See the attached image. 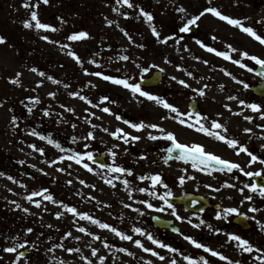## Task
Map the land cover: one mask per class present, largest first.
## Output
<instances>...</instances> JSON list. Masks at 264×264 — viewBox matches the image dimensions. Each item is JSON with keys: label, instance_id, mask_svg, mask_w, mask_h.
Returning <instances> with one entry per match:
<instances>
[{"label": "rangeland", "instance_id": "rangeland-1", "mask_svg": "<svg viewBox=\"0 0 264 264\" xmlns=\"http://www.w3.org/2000/svg\"><path fill=\"white\" fill-rule=\"evenodd\" d=\"M29 2L35 3L36 0H29ZM24 3L25 0H0V36L5 38V43L0 44V99L3 100V106H0V172L5 174L0 176V264H13L15 259V254L4 252V248L26 240L31 243L25 248L28 250L26 257L22 258L18 264H26V262L27 264H60L61 261L63 264H87L84 257L91 259L93 264H100L96 257L91 256L89 245L99 250L98 256L106 257L104 264H147L148 261H152V264H168L171 258H175L178 264H187L177 253L160 249L146 241L144 237L136 236L131 231L133 225L146 229L156 239L179 249L185 255L194 258L205 256L212 261V264H226L217 258L209 257V254L203 252L202 249H196L179 234L158 233L151 225V215L172 219L184 235L187 233L195 239L198 234L203 235L201 243L224 253L234 261L241 260L242 264H258L252 259L258 253H244L236 247L235 242L225 243L227 240L225 235L213 234L206 225H201L199 228L193 225L203 219L214 228H221L224 233L239 234L260 248H264V234L254 233V230L243 233L235 228L231 221L227 224L224 220H216V215L212 211L193 215L181 208H175L179 216L192 220L193 223L190 225L187 220H177L170 214V210L158 212L147 209L136 202L147 199L157 207H165L154 197L135 191L136 187L141 186L149 187L151 190L150 181H141L140 175L159 172L162 173V177L176 178L185 175L186 172L179 170L176 164L163 165L161 160L155 159L156 155H160L166 140L161 138L151 141L147 139V132L152 131L156 135H161L160 133L153 129L136 132L124 124V120L132 123L140 121L157 123L166 131L176 133L181 142L210 141L211 138L179 125L172 119H161L166 114L171 115L167 109L157 106L146 98H134L122 86L104 81L100 77L87 75L84 68H87L89 72L100 71L118 78L128 75L138 78L139 70L135 63L149 68L145 76L150 75L154 70L159 71L151 67L158 65L159 68L164 69L161 72V80L154 87H145L146 90L163 97L183 112H188L187 101L194 99L202 107V115L218 120L227 126V135L240 134L246 141L250 139L264 141V138H261L264 136V130L257 127V125H264V119H260L258 113L239 105L238 101L226 99L227 96L234 95L247 103L264 106V102L253 96L250 91V87L257 84L260 79L254 72L250 73L232 64L229 60L207 52L195 41L200 40L219 51L229 52L227 45L231 44L240 52L247 51L261 58H264V45L243 33L239 28L211 14L202 17L189 33H179L178 29L183 23L180 17L183 14L175 9L183 6L190 17L208 6L206 0H174V3H170L169 0H133L134 4L152 13L153 24L162 37L174 33L184 36L179 45L171 40L167 44L158 43L144 18H136L139 9H128L122 4H116V0H49L47 5L41 3L36 9L38 18L42 23L58 29L55 32L25 28L23 22L30 19L31 9L25 8ZM212 4L224 14L240 19L245 26H251L257 34L264 36V23H256L264 19V0H235V2L234 0H212ZM116 8H119L120 12L114 11ZM122 12H128L129 18L125 19ZM106 18L113 21L111 26L107 24ZM121 29L127 31L137 44L143 43L145 47L141 49L131 44ZM80 31L89 33V37L78 41L66 39L68 35ZM44 35L60 43H49L41 39ZM213 36L217 39L213 40ZM62 44L70 45V49H62L60 46ZM69 50L81 57L84 61L83 67L67 55ZM230 54L234 58H241L237 53L230 52ZM122 55H128L131 60H119V56ZM92 59H95L100 66L97 67L88 62ZM204 60H208L209 63L204 64ZM244 62L254 69L257 66L251 60L244 59ZM32 68L38 71L33 72ZM221 69L231 72L237 79L243 80L248 87L245 88L243 84L233 81ZM39 71L45 72L62 83H52L39 76ZM187 72H192L193 75L188 76ZM17 73L21 75L17 77ZM173 75L186 80L193 88H199L204 84L209 85L205 89L206 95L199 97L191 89L183 88L170 79ZM9 77L18 78L20 83L18 85L9 83ZM201 77L204 79H200ZM41 80L44 82L39 85L38 82ZM65 84L69 87L65 88ZM71 91L80 92L93 103H100L99 98L107 95L110 99L102 107H109L112 113L118 114L121 119L117 120L114 115L103 113L99 108H93L85 101L69 96L68 93ZM49 92L56 93L55 98L49 96ZM30 97H38L39 103H34L29 99ZM61 104L75 109V113L65 111L60 107ZM225 104L230 105L231 110L226 109ZM29 107L33 109L31 113L27 110ZM86 108L89 111H85ZM44 110L50 111L51 115L44 116ZM90 112L96 113V116H90ZM238 112H242V115H237ZM59 114H62V117ZM13 116L17 118L15 125L11 122ZM244 116H252L253 121H246ZM96 117H102V119ZM86 118L92 123H87ZM62 119L68 122L64 123ZM226 119H228L227 123L223 121ZM73 123L77 125L76 128L71 127ZM93 124L98 127L93 128ZM104 128H108L109 132L103 131ZM117 128H123L132 135H140L142 139L129 144H124L118 139L112 140L109 133ZM244 128H251L253 131L245 133ZM33 130L39 136L31 135ZM89 131L94 133L95 139H82ZM39 137L52 138L60 144L61 148H55L47 143V139L42 140ZM74 137L80 139L74 141ZM30 144L44 148L45 154L42 156L35 152L29 147ZM85 144L88 145L87 148L84 147ZM116 144L120 147L114 148ZM125 148L128 149L127 154L124 153ZM109 149L118 153L116 163L131 169L133 173L132 176L125 173L121 176V180H114L113 184L116 187L104 182L103 177L107 176L106 169H101L89 161L86 162L93 167V172H88L82 165H77L74 161L67 159L62 162L58 161L51 167L45 163L59 156L67 157L76 151H91L94 155L103 153L106 164H111L112 157L109 155ZM142 153L148 155L147 160L139 159ZM69 164L71 167H68ZM57 168H65L66 171L60 172ZM40 169L49 175H44ZM195 175V179L199 180L200 184L195 186L193 180H187L184 186L180 187V191H184L182 188L186 187L201 195L213 193L203 187L204 184L211 185L209 179L203 175L198 177L197 174ZM7 176L14 177L18 183L8 180ZM122 179H128L131 182L134 200L128 198V192L121 182ZM69 180L72 181L71 184L68 183ZM80 180H84L85 184H80ZM92 185L95 187H91ZM43 188H47L55 200L76 207L80 212H88L94 218L112 224L121 231L133 235L134 238L141 239L146 246L160 252L166 259L160 261L131 242L122 241L108 230L100 229L88 221L79 220V217H73L59 205L44 201L41 197L33 198L42 201V207L37 208L35 204L26 199V196L32 191H39ZM155 191L162 194V185H157ZM223 193L228 192H220V194ZM213 195L216 196L215 193ZM238 199L239 197H237V202ZM16 204L21 207L17 208ZM124 204H132L133 208H139L145 214L141 216L131 208L124 207ZM233 207L238 208L242 213L247 212L249 217L255 216L256 219H252L254 222L257 220L264 222V207L256 213L249 211L250 202L245 203L244 207H238L237 204ZM24 208H28L29 212H24ZM57 212H64V215L57 219L55 215ZM74 222H78L79 226H84L92 233L99 235L101 240L106 239L112 247L105 248L101 240L80 233ZM27 228H32L33 231L27 233ZM68 232H71L72 236L65 238ZM76 236L81 239H74L73 237ZM57 244H63L64 248H79L80 251L68 253L63 248L54 247ZM50 248L53 251L50 252ZM120 248H127L134 255L129 256L127 253L118 251ZM21 250L18 249V251Z\"/></svg>", "mask_w": 264, "mask_h": 264}, {"label": "snow or ice", "instance_id": "snow-or-ice-1", "mask_svg": "<svg viewBox=\"0 0 264 264\" xmlns=\"http://www.w3.org/2000/svg\"><path fill=\"white\" fill-rule=\"evenodd\" d=\"M170 3H174V0H169ZM207 5L204 7L201 11H199L197 14H193L189 17L187 13V9H185L183 6L177 7L175 10L183 15H181L180 19L183 21L182 25L179 27L178 32L179 33H189L192 30L193 26L197 25V22L204 17L206 14H211L214 17L227 22L229 25L233 27L239 28L243 33H246L250 37L254 38V40L258 41L261 45H264V36H261L257 34V31L254 30L251 26H245L240 19H235L232 18L226 14H224L222 11H220L217 7L213 6L212 0H206ZM43 3L47 5L49 3V0H36L35 3H30L29 0H25L24 7L31 9L30 11V19L25 20L23 22V26L28 29L35 28L37 30L43 29V30H50V31H57L54 26L49 25L47 23H42L40 19L38 18V13L36 9H38L39 5ZM116 4L124 5L128 9H136L138 8L139 11L137 13L136 18L139 19L140 17L144 18V21L148 24L151 33L153 37L156 39V41L160 44H167L170 40L174 41L176 45H179L180 42L184 39V36L182 35H177V34H171V35H166V36H161L160 31L157 30L156 26L153 24L154 17L151 12L145 11L143 7H140L139 5H136L133 3V0H116ZM114 11L120 12L119 8L114 9ZM125 19L129 18V13L128 12H122L121 13ZM62 19V18H61ZM107 20V18H106ZM63 22V21H62ZM256 23L261 24L264 23V19L257 21ZM107 24L111 26L113 24V21L107 20ZM123 31V34L125 37H127L128 41L135 45L138 48L143 49L145 45L143 43L137 44L136 41L132 38V36L127 32ZM89 37V33L85 31H80L76 33H72L66 37L68 41H78L82 39H86ZM41 39L49 42V43H56L59 44V41H53L50 39L49 36L44 35L41 37ZM213 40L217 39L216 36L212 37ZM201 48L205 49L209 53H214L218 57H222L225 60H229L232 62V64L238 66L241 69H246L248 72H254V68L250 67L247 63L244 62V59L254 61L255 64L261 66V68H264V58H261L256 55H251L247 51L240 52L238 49L234 48L231 44L227 45V48L230 50L231 53H237L239 57L241 58H234L229 51H219L215 47H211L206 45L203 41L196 40L195 41ZM5 43V38L3 36H0V44ZM62 49H70V45L68 44H62L60 45ZM67 55L72 57L77 64H80L83 67L84 61L81 59L79 55H77L74 51L69 50L67 52ZM196 59H200L199 57H196ZM119 60L121 61H130L131 58L128 55H122L119 56ZM91 64L97 65L99 67L100 65L95 59L89 60L88 61ZM135 63V61H132ZM169 62V61H166ZM204 64H208V60L203 61ZM136 68L139 70V77L135 78L132 77L131 75L125 76L123 78H118L114 77L112 75H106L103 72L100 71H94V72H89L87 68H84V72L87 75H92L96 77L102 78L104 81L111 82L114 85L122 86L124 89L128 90L134 98L139 99V97L146 98L148 101L154 102L157 106H161L164 109L168 110V113L171 115H164L161 117L163 120L167 119H172L173 121H176L179 125L185 126L189 129H192L198 133H202L207 137L213 138L216 141L223 142L227 147L233 149L236 153V155H240L241 153L246 154L250 159L247 161V164L245 167H251L253 164L259 163L260 165H264V158L257 156L253 154L252 151L249 150V148L240 143L239 140H237L234 137H231L227 135L228 129L227 126L220 123L218 120L215 119H209V117L202 115L199 111H188V112H183L181 111L177 106H175L172 103H169L166 99L163 97L156 95L148 90H146L145 87L142 86V82L145 80V74L149 71L148 67H144L140 65L139 63H135ZM151 67L158 69L160 72H163V68H159L158 65H152ZM179 69V66H177ZM31 71L37 72L38 70L36 68H32ZM119 71V69H117ZM222 72H224L225 75L230 76L233 81H236L239 84H243L245 88L248 87V85L243 81L237 79L235 75H233L231 72L227 71L226 69H221ZM39 76L44 77L45 79L51 81L54 84H60L62 83L61 81L56 80L54 77L47 75L43 71L38 72ZM21 75L20 73H17L16 76L19 77ZM188 76H192V72H187ZM257 76L264 78V71L256 73ZM172 81H175L177 84L182 86L185 89H191L193 93H195L199 97H204L206 95L205 89L209 87V85L204 84L199 88H193L191 84H189L186 80L184 79H179L177 76L173 75L170 77ZM200 79H204V77H201ZM9 83L12 84H19L20 81L18 78H13L9 77L8 78ZM43 80L39 81L38 84L42 85ZM91 83V82H89ZM199 83V81H197ZM65 88H68L69 85H64ZM92 87H96V85H92ZM49 96L55 98L56 93L54 92H49ZM69 96L73 98H78L81 101H85L87 104L91 105L93 108H99L100 111L103 113H107L110 115H114L117 120H120L121 117L116 114L112 113L111 109L107 106H103L105 102L109 101V97L107 95L101 96L99 98L100 103H93L92 100L88 99V97L81 95L80 92L77 91H71L68 93ZM29 99L33 100L34 103H39V98L38 97H30ZM227 100L229 101H238L239 105L245 106L248 109H250L254 113H258L260 116V119H264V106L257 104V103H247L243 99H239L237 96L234 95H229L226 97ZM23 103V101H21ZM0 106H3V100L0 99ZM61 108H63L65 111L69 113H75V109L71 107H66L65 105L61 104ZM224 107L226 109L231 110V106L228 104H225ZM28 112H32V108L29 107ZM85 111H89V109H85ZM44 116H49L51 115L50 111L44 110L43 112ZM237 115H242V112L236 113ZM62 117V114H59ZM222 115V114H218ZM90 116H96V113L90 112ZM187 117V119L185 118ZM97 119H102V117H96ZM16 117H12V123L15 125L16 122ZM244 119L246 121L252 122L253 117L252 116H244ZM194 121V122H193ZM62 122L67 123L68 121L63 120ZM86 122L91 124L92 121L90 119L86 118ZM124 124L128 125L129 128L135 130L136 132H143L147 129H153L156 130L158 133L161 135H156L153 134L152 131L147 132V139L151 141H157L161 138L165 139L166 141L170 142V146L166 148L165 150V155L161 156V160L165 165L169 164L170 160H175V161H183L185 164H188L189 161L191 162V167L193 169H197L201 172H207L209 175L213 170H217L220 172H228L231 173L233 170H238L241 172L244 176L249 177V178H254V177H264V169L256 170V171H245V167H242L240 163L230 161L228 159H224L219 155L214 154L213 152L206 151L205 146L200 144V143H183L181 142L178 138L176 133L172 131H166L161 125L157 123H148L145 121H140L137 123H132L128 120L123 121ZM72 128H76V124H71ZM93 128L98 127V125L93 124ZM258 128H261L264 130V125H257ZM103 131L109 132L108 128H104ZM243 131L245 133H252L251 128H244ZM33 136H39L37 132L34 130L31 131L30 133ZM111 136L115 137L118 140H122L124 144H129L130 142L135 143L137 141H140L142 137L140 135H132L130 132H126L123 128H117L115 131L109 133ZM40 139H47V143L49 145H53L55 148H61L60 144L57 143L55 140L52 138H45V137H39ZM261 138H264L262 136ZM80 138L74 137L73 140L76 141ZM82 139L84 140H90V139H95L94 133L92 131H89L86 136H84ZM29 147H31L35 152L40 153L42 156L45 154V149L37 146L36 144H30ZM85 148L88 147L87 144L84 145ZM114 148H119V144H116L113 146ZM261 149H264V144L261 145ZM63 151V149H61ZM128 149H124V153L127 154ZM176 154L175 156L173 154ZM109 155L112 157V163L111 164H100L99 167L101 169H106L107 170V176L103 177L104 182L112 187H116L115 184H113L114 180H121V176L123 174H127L128 176H132V170L129 168H126L120 164L116 163V157L118 153L116 151H113L112 149H109ZM65 159L69 161H74L75 164L77 165H82L84 169H86L88 172H93L94 169L92 166L89 165L86 161H92L93 164L96 163V156L91 152H79L76 151L74 153L69 154L67 157L65 156H59L56 159H52L50 161H45V163L48 164L49 167L56 165L59 162L64 161ZM140 160H147L148 155L146 153H142L139 156ZM20 163H24V161H20ZM153 163H156V161H153ZM32 167H35V165H32ZM68 167H71L69 164ZM40 171L44 175H49V173L44 172L43 169H40ZM57 171L64 172L66 171L65 168H57ZM184 172H187V169L183 170ZM70 174V173H69ZM5 174L3 172H0V176H4ZM8 180L13 181V183H18V181L15 180L14 177L12 176H7ZM139 179L141 181L148 180L150 181V187H136L135 191L143 194L150 195L154 197L155 199L159 200L160 202L163 203L165 207H157L154 203L148 201L147 199H141L139 201H136L139 204L144 205L147 209H153L158 212H165L170 210V214L174 216L177 220H187L188 224H192V220L187 218V217H182L179 216L176 212L175 206L170 203L169 198L173 195L172 191L169 190V185L167 183H164L162 173H155V174H143L139 176ZM179 183L183 185L185 183V180H194V176H185V175H180L178 177ZM236 179H239V177H236ZM80 184H85L84 180L79 181ZM122 184L124 185L125 189L128 192V198L130 200H134L133 196V190L131 187V182L128 179H122ZM69 184L72 183L71 180L68 181ZM157 185H162V187L165 189V191L162 194H158L155 189ZM23 187H26L25 185H22ZM224 187L228 188H237L236 184H229L227 181L224 182ZM91 187H95V185H92ZM205 187L208 188H213L212 185H205ZM248 190L250 193H257L262 199H264V180H262L261 183H244L243 187H239L237 191L243 196V199L241 200V204L245 202H252L253 201V195H243L245 190ZM214 191H220L219 188H214ZM9 191H12L9 189ZM34 197H41L42 200L44 201H51L54 204L59 205L62 207L66 212L71 213L73 217H79V220H84L88 221L92 225L98 226L100 229L103 230H108L110 233L115 234L116 237H118L122 241H128L131 242L134 246L137 248L141 249L145 253H151L152 256L157 257L160 261H164L166 257L164 255H161L160 252L156 251L152 247H148L145 245V243L139 239V238H134L133 235L127 234L124 231H121L120 229L114 227L112 224L103 222L99 219L94 218L92 215H90L88 212H80L76 207L69 206L67 204H64L63 201H57L54 199V197L49 194V190L47 188H43L39 191H32L26 196V199L29 202H32L35 204L37 208L42 207V201L41 200H34ZM93 200L95 197H91ZM231 199V197H229ZM13 203H15L13 201ZM123 203V201H122ZM194 204L197 202H193ZM17 208H20L21 206L19 204H16ZM124 207L126 208H131L134 212L138 213L139 215H144L145 213L141 211L139 208H133L132 204H124ZM24 212H29L28 208L23 209ZM45 211L47 209L45 208ZM200 211L202 212L203 209L201 208ZM249 211L252 213H256L261 211L259 207L256 206H251L249 207ZM57 219L61 218L64 215V212H57L55 213ZM193 215H197L196 213H193ZM235 216H240L243 217L244 219H253L255 220V216L248 217L247 213H242L240 210L236 207H222L220 208L215 216L216 220H224L228 221L229 217H235ZM123 220V217H121ZM77 224V230L80 233H85L86 235L92 236L93 239L96 240H101V237L99 235H96L95 233H92L89 231L87 228L84 226H79L78 222H74ZM256 223L260 226V229L262 232H264V222L261 221H256ZM201 225H206L208 229L211 230L213 234H223L227 237V240L225 243H232L235 242L236 247L244 252V253H258V255H255L252 257L254 261H257L258 264H264V248L257 247L254 245L252 242H250L248 239L243 238L241 235L236 234V233H224L223 229L221 228H214L213 225L207 224V222L203 219H200L199 223L194 224L193 227L199 228ZM51 227V225H49ZM33 231L32 228H27L26 232L31 233ZM132 233H134L138 237H144L146 241L150 242L152 245H156L160 249H166L168 252L171 253H177L182 257L184 261L187 262V264H212V261L205 256H200L199 258H194L193 256L190 255H185L182 253L179 249L172 247L171 245L160 241L154 237V235L147 231L144 228L137 227L133 225L131 227ZM173 231L178 233L183 237L184 240L188 241L191 245H193L196 249H202L203 252L208 253L209 257L217 258L220 261L226 262V264H242L241 260H232L230 257L225 255L224 253L213 249L209 247L208 245L199 242L195 238H193L190 235H184V233L180 232L178 228H173ZM72 233L68 232L65 234V238L71 237ZM76 240H80L81 237L76 236L73 237ZM105 248H110L112 247L109 245L105 240H101ZM31 242L29 241H24L23 243L19 244H14L13 246L6 247L3 249L4 252L7 253H13L15 254V259L13 261V264H18V262L26 257V252L25 251H18V249H25ZM33 247H35L34 244H32ZM54 247H59L63 248L66 252L68 253H78L80 251L79 248H64L63 244H57ZM91 256L96 257L99 261L100 264H104V261L106 257L104 256H98V249L91 247ZM49 251H53L52 248L49 249ZM120 252L127 253L129 256H133L134 253L128 251L127 248H120L118 249ZM83 259L86 260L87 264H93V261L91 259H88L87 257H84ZM27 264V262H26ZM60 264H63L61 261ZM147 264H152V261H148ZM168 264H178L177 260L175 258H171L168 261Z\"/></svg>", "mask_w": 264, "mask_h": 264}, {"label": "flooded vegetation", "instance_id": "flooded-vegetation-1", "mask_svg": "<svg viewBox=\"0 0 264 264\" xmlns=\"http://www.w3.org/2000/svg\"><path fill=\"white\" fill-rule=\"evenodd\" d=\"M234 2H235V0H234ZM256 98L264 102L263 99H261L259 97H256ZM187 109H188V111H190V110L191 111H199L201 114L203 113L202 107L199 106L197 101L194 99H190L187 101ZM223 121H225V123H227L228 119L223 120ZM229 136L236 138L237 140L240 141V143L246 145L249 148V150L253 152V154L264 158V149H261V145L264 144V141H256L255 139H250V141H246V139L241 137L240 134L236 136V135L230 133ZM182 142L183 143H189V144L200 143V144L205 146L206 151L213 152L214 154L219 155L224 159H228L230 161L238 162L241 164L242 167H245V165L247 164V161L250 159V157H248L244 153H241L240 155H236V153L233 149L227 147L223 142L216 141L213 138H211L210 141H182ZM169 146H170L169 141H166L165 143H163V148H162V151L160 152V155L155 156V159L157 161L161 160V156L165 155V150ZM169 163L176 164L179 167V170H181V171H183L184 169H187V172L185 174L186 177L187 176L196 177L195 174H197V177L199 175H203L209 179V182L213 186V188L205 187V184L203 185V187L207 188L208 190L212 191L213 193H211L210 195L203 194V196H205L212 203L211 207L206 211H212V212H214L215 215H216L217 211L222 207H225V208L226 207H233L236 204L238 205V207H244L245 203H248V202H245L243 204L240 203L241 200L243 199V196L237 191V189L239 187H243L244 183L256 182L259 184L262 182V180H264V177H254V178L246 177L241 172H239L238 170H235V169L231 173H228L226 171L220 172L217 170H213L211 172V174L209 175L207 172H201L197 169H193L191 167L190 161L188 164H185L183 161L170 160ZM163 165H165V164L163 163ZM260 169H264V165H260L259 163L253 164L251 167H245V171H253L254 172V171L260 170ZM236 177H239V179H236ZM168 178L163 176V181H164V183H167L169 185V190H171L173 193L172 196L183 195L186 193L200 194L196 191L189 190L186 187L182 188L184 191H180V187H183L185 183L183 185H181L179 183L178 177H176V178L168 177ZM187 180L188 179H186L185 182H187ZM193 181L195 182V186L200 184V181L197 179H194ZM225 181H227L229 184H236L237 188L224 187L223 185H224ZM214 188H219L220 191H214L213 190ZM164 191H165V189L163 188V192ZM221 191H227L228 193L220 194ZM214 193L216 194V196L213 195ZM249 194L253 195V201L250 202L251 206H256V207H259L260 209L264 207V201L257 193H250L246 189L243 195H249ZM229 197H231V199ZM237 197H239L238 202H237ZM225 204H227V205L225 206ZM173 205L175 206V208H181L180 206H177L175 204H173ZM215 205H219V208L216 211L213 209ZM206 211H204V212H206ZM244 213H247V212H244ZM247 216L249 217L248 213H247ZM233 219H234L233 217H229V220L226 221V223L230 224V221H231L232 225L235 228L242 231L243 233L254 230V233L264 234V232L261 231L260 226L250 218L244 221V224L247 225L246 230L240 229L238 224L236 225L235 223H233ZM185 235H187V233H185Z\"/></svg>", "mask_w": 264, "mask_h": 264}, {"label": "water", "instance_id": "water-1", "mask_svg": "<svg viewBox=\"0 0 264 264\" xmlns=\"http://www.w3.org/2000/svg\"><path fill=\"white\" fill-rule=\"evenodd\" d=\"M264 71V68H261V66H257L255 73ZM263 82L259 85L252 87V91L255 95L260 96L264 99V78ZM161 80V72L154 71L149 77H146L145 80L142 82L143 87H154L158 84V82ZM112 139H115V137L111 136ZM176 155L175 153L173 154ZM92 162V161H91ZM93 163V162H92ZM96 164H105L104 156L103 154L96 155ZM197 203H193V202ZM170 202L182 205L185 210L192 211V212H201L200 209L203 210L209 207V202L207 199L203 198L199 195H193V194H186L185 196L181 197H175L171 198ZM217 208V206H214ZM243 217H238L234 221L238 223L242 229L247 228V225L243 223ZM151 223L152 225L159 231L162 232L163 230L167 229L170 231H173V228H177L171 220H166L158 216H152L151 217ZM174 232V231H173ZM202 237L199 235L198 239L200 240ZM27 253V250H23Z\"/></svg>", "mask_w": 264, "mask_h": 264}]
</instances>
